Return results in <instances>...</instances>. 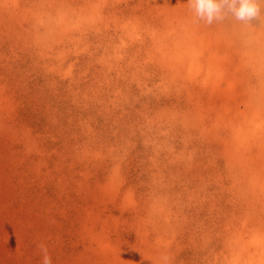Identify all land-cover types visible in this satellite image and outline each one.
<instances>
[{"label": "rangeland", "instance_id": "374dc122", "mask_svg": "<svg viewBox=\"0 0 264 264\" xmlns=\"http://www.w3.org/2000/svg\"><path fill=\"white\" fill-rule=\"evenodd\" d=\"M258 26L0 0V264H264Z\"/></svg>", "mask_w": 264, "mask_h": 264}, {"label": "clouds", "instance_id": "9594fccd", "mask_svg": "<svg viewBox=\"0 0 264 264\" xmlns=\"http://www.w3.org/2000/svg\"><path fill=\"white\" fill-rule=\"evenodd\" d=\"M187 4L196 21H203L207 25L235 20L243 25L254 26V22H258V27L264 26L261 15L264 0H187ZM39 248L42 264H52L47 246L41 244Z\"/></svg>", "mask_w": 264, "mask_h": 264}]
</instances>
